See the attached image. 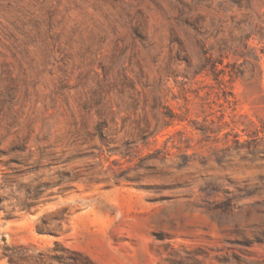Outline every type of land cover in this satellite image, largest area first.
I'll use <instances>...</instances> for the list:
<instances>
[{
  "label": "rangeland",
  "instance_id": "rangeland-1",
  "mask_svg": "<svg viewBox=\"0 0 264 264\" xmlns=\"http://www.w3.org/2000/svg\"><path fill=\"white\" fill-rule=\"evenodd\" d=\"M0 264H264V0H0Z\"/></svg>",
  "mask_w": 264,
  "mask_h": 264
},
{
  "label": "trees",
  "instance_id": "trees-1",
  "mask_svg": "<svg viewBox=\"0 0 264 264\" xmlns=\"http://www.w3.org/2000/svg\"><path fill=\"white\" fill-rule=\"evenodd\" d=\"M169 117H172V116H169Z\"/></svg>",
  "mask_w": 264,
  "mask_h": 264
}]
</instances>
